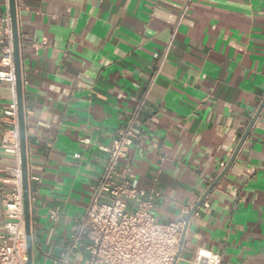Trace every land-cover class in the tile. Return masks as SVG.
<instances>
[{
  "label": "crops",
  "instance_id": "0c3cea01",
  "mask_svg": "<svg viewBox=\"0 0 264 264\" xmlns=\"http://www.w3.org/2000/svg\"><path fill=\"white\" fill-rule=\"evenodd\" d=\"M185 1L16 0L33 264L87 263L85 239L65 251L101 175L100 147L144 96L119 170L161 192L155 221H188L176 264H192L198 249L221 264H264V106L208 206L191 215L264 100V0H193L181 19ZM8 11L0 0V59ZM12 100L0 80L2 180L16 167L1 148Z\"/></svg>",
  "mask_w": 264,
  "mask_h": 264
},
{
  "label": "built area",
  "instance_id": "2783aa9c",
  "mask_svg": "<svg viewBox=\"0 0 264 264\" xmlns=\"http://www.w3.org/2000/svg\"><path fill=\"white\" fill-rule=\"evenodd\" d=\"M192 2L185 1L181 19L191 8ZM1 42L0 80L8 82L13 93L11 104L3 111L9 135L1 148L14 156L16 167L9 172L7 180L0 179V182L11 186L8 192L0 189L4 217L3 233L0 235V264H26L19 125L9 11L4 17ZM145 100L146 96L130 112L127 122L117 130L111 144L100 147L106 154L104 166L90 203L77 220L76 231L65 251L66 257L74 254L79 243L85 239L86 264L177 263L185 218L168 223L155 221L154 212L162 197L161 192L128 181L127 175L119 170L120 161L126 157V149L133 144L137 130L142 126ZM88 142L84 140V143ZM220 167L224 168L225 163H221ZM206 198L201 203L205 207L208 206ZM184 213L188 215L189 210H184ZM56 216V212H50L51 219ZM191 263L221 264V257L198 249Z\"/></svg>",
  "mask_w": 264,
  "mask_h": 264
},
{
  "label": "water",
  "instance_id": "95a60500",
  "mask_svg": "<svg viewBox=\"0 0 264 264\" xmlns=\"http://www.w3.org/2000/svg\"><path fill=\"white\" fill-rule=\"evenodd\" d=\"M8 5L10 12V20H11V32L13 38V63H14V72H15V95H16V105H17L18 125H19L21 183H22V191H23L24 231H25L26 257H27L26 264H33L32 263L33 239H32V230H31L30 183H29V171H28V161H27L26 120H25V109H24V101H23L24 93H23V80H22L21 48H20V36L18 30L16 0H8ZM263 106H264V100L260 108L258 109L257 113L255 114L250 126L248 127L247 132L242 137L229 165L225 170H223V172L219 175L216 181L206 190V192L197 202L194 209L191 211V215L194 212V210L202 203V201H204V199L209 195L210 191L220 180V178L226 173L228 167L234 160L242 143L244 142L246 136L251 130L253 124L255 123ZM187 225H188V221L186 220V224L180 241V249H179L180 251L182 249V244H183Z\"/></svg>",
  "mask_w": 264,
  "mask_h": 264
}]
</instances>
